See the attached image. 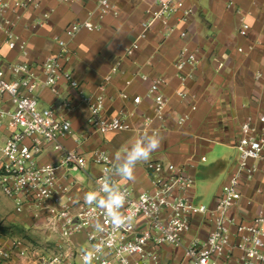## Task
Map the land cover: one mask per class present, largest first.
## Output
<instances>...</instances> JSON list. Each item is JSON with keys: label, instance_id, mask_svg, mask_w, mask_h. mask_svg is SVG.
<instances>
[{"label": "built area", "instance_id": "obj_1", "mask_svg": "<svg viewBox=\"0 0 264 264\" xmlns=\"http://www.w3.org/2000/svg\"><path fill=\"white\" fill-rule=\"evenodd\" d=\"M39 8L35 0H0V33L4 34L8 49L17 50L22 58L17 62H4L0 58V192L17 208L28 211L45 233L56 238L55 252L42 256L38 264H161L158 249L162 246L181 249L187 264H229L234 250L240 253L238 264H264V207L257 209L250 223L238 222L230 214V209L242 198L240 188L264 172L260 167L264 163V110L255 117H246L240 124L235 169L221 186L212 207L194 202L195 181L186 165L149 161L145 164L147 190L134 194L116 178V186L126 198L119 209L122 223L114 227L107 210L87 204L84 198L73 194L75 187L81 185L74 173L85 174L89 163L97 167L99 173L91 179L96 190L105 183L114 164L103 149L92 150L88 157L66 149L61 140L72 133L65 115L73 110V105L65 99L42 108L35 89L40 85L57 95L58 83L63 80L77 91L80 103L88 111L87 133L75 139L79 144L89 137L88 132L104 135L134 131L136 138L156 134L157 130L150 125L154 120L164 121L167 98L160 91L164 81L154 79L148 84L146 97L152 101L154 111L152 117H143L141 128L134 129L129 122L136 116L141 98L129 97L124 91L119 96L129 100L132 108L120 109L114 117H104L106 84L119 71V64L113 65L104 76L97 94L87 96L71 72L60 64V60L67 63L70 54L67 42L56 39L59 51L42 62L39 76L26 60V43L14 33L23 13ZM98 9L102 14L118 15L109 0H99ZM148 14L150 19L141 23L142 29L146 31L150 21H157L168 35L173 30L170 22H187L192 9L183 0H160ZM48 18L49 13H43L41 21L32 27H40ZM81 28L97 29L90 21H77L64 34L70 39ZM248 30L249 24L243 18L238 34L246 37ZM144 37L143 33L141 39ZM137 49L138 44L134 43L125 50V55L129 57ZM242 51L237 48V52ZM198 63L197 51L183 49L179 53L174 68L181 85L192 76ZM129 84L130 81L125 82L126 86ZM176 95L181 99L187 96L185 92ZM190 110L195 111L196 107L192 105ZM187 119L186 115L179 116L176 123L182 126ZM46 151L57 156L56 162H40ZM194 214L205 216L211 228L203 238L191 237L185 242ZM13 252L23 256L28 250L20 241H14L10 249L0 246V259H9Z\"/></svg>", "mask_w": 264, "mask_h": 264}, {"label": "crops", "instance_id": "obj_2", "mask_svg": "<svg viewBox=\"0 0 264 264\" xmlns=\"http://www.w3.org/2000/svg\"><path fill=\"white\" fill-rule=\"evenodd\" d=\"M35 1L40 5L39 10L25 11L14 33L26 43V60L39 76L42 62L59 51L56 39L67 42L70 54L69 61L60 60V64L71 72L79 89L87 96L97 94L104 76L113 65L119 64V71L106 84L104 117H114L120 109L132 108L129 100L119 96L124 91L129 97L141 98L136 116L129 120L134 129L141 128L143 117H152L154 111L152 101L146 97L148 84L154 79L164 81L160 87L167 98L164 121L154 120L150 125L163 137L161 146L151 153L148 161L137 164L133 179L118 177L119 182L136 194L149 188L147 162L186 165L194 181L197 176L201 181H220L209 206L212 207L221 186L235 169V145L240 124L246 117H255L264 110V0H183L185 6L192 9V14L185 23L172 20L173 30L168 35L157 21H150L146 31L141 27L142 22L150 19L148 12L160 0H109L118 10L117 16L102 14L98 9L99 0ZM43 13H49V18L40 27H32L41 21ZM243 18L249 24L246 37L238 34ZM77 21H90L97 29L81 28L72 38H67L65 29ZM143 33L145 37L141 39ZM4 40V34L0 33V58L4 62L21 61L19 52L9 50ZM134 43L138 44V49L127 57L125 50ZM239 47L242 52H237ZM183 49L197 51L199 63L192 76L181 85L174 63ZM126 81H130L128 86ZM57 90L58 94L54 95L48 88L38 85L34 94L42 108L65 99L73 105V110L65 115L71 123L72 133L61 140L62 145L86 157L94 149H103L114 164L115 154L135 139L136 133L124 131L100 135L88 132L89 137L77 144L75 139H81L87 133V107L80 103L77 91L70 89L63 80L59 81ZM177 92H185L186 98L177 97ZM192 105L196 107L195 111L190 110ZM183 115L188 119L178 126L176 119ZM215 147L225 148L231 154L207 164L206 154ZM56 160L52 151L40 156L43 163ZM260 167L264 168V163ZM98 173V168L90 163L85 174L74 173L81 180V185L74 189L76 198L82 199L86 193L94 191L91 179ZM240 192L242 198L230 209V214L238 222L250 223L257 209L264 207V172L242 186ZM8 200L10 209L16 208ZM248 200L250 204L246 203ZM21 210L28 217L31 230L40 228L45 237L50 236L44 232L41 223H35L28 211ZM210 228L205 216L194 214L185 242L191 237L203 238ZM54 242L56 246V238ZM158 252L161 264H187L181 249L162 246ZM239 255V251L234 250L229 264H238Z\"/></svg>", "mask_w": 264, "mask_h": 264}, {"label": "rangeland", "instance_id": "obj_3", "mask_svg": "<svg viewBox=\"0 0 264 264\" xmlns=\"http://www.w3.org/2000/svg\"><path fill=\"white\" fill-rule=\"evenodd\" d=\"M230 154L231 151L225 148L215 147L212 152L206 154L207 164ZM219 184L220 181L217 179L207 182L201 181L197 176L194 202L209 207ZM8 201V198L0 192V246L10 249L14 241H20L27 248L28 253L21 256L13 252L9 259H0V264H38L42 256H50L55 252V238L45 237L40 228H36L35 231L31 230L28 217L17 207L10 209Z\"/></svg>", "mask_w": 264, "mask_h": 264}, {"label": "clouds", "instance_id": "obj_4", "mask_svg": "<svg viewBox=\"0 0 264 264\" xmlns=\"http://www.w3.org/2000/svg\"><path fill=\"white\" fill-rule=\"evenodd\" d=\"M162 140L163 137L159 134H144L131 140L122 151L115 154L112 172L108 175L105 183L100 184L96 190L85 194L84 200L87 204H95L107 210L114 227H119L122 223L119 209L125 203L126 198L125 193L116 186V178L133 179L137 164L148 161L151 153L161 146Z\"/></svg>", "mask_w": 264, "mask_h": 264}]
</instances>
